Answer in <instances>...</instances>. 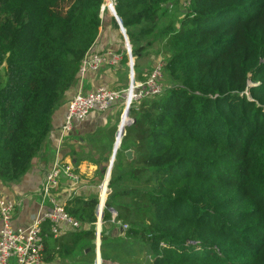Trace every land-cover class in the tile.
<instances>
[{"label": "trees", "instance_id": "obj_1", "mask_svg": "<svg viewBox=\"0 0 264 264\" xmlns=\"http://www.w3.org/2000/svg\"><path fill=\"white\" fill-rule=\"evenodd\" d=\"M174 1L180 16L163 24L173 0H114L134 58L158 45L171 84L130 108L122 139L135 158L118 151L102 216L127 227L115 237L102 228V264H143L141 253L147 264H264V0ZM105 5L0 0V183L23 177L45 146ZM99 203L64 205L89 229L57 239L44 223L47 252L54 238L60 256L90 249L95 264Z\"/></svg>", "mask_w": 264, "mask_h": 264}, {"label": "crops", "instance_id": "obj_2", "mask_svg": "<svg viewBox=\"0 0 264 264\" xmlns=\"http://www.w3.org/2000/svg\"><path fill=\"white\" fill-rule=\"evenodd\" d=\"M157 46L154 45V47ZM126 48V41L120 26L119 28L116 27L111 13L107 14L104 17V24L99 38L91 49L92 52L112 51L125 54ZM151 51V49L146 50L139 58H134V69L135 65L137 66V70H134L137 80L144 81L149 76L148 72L151 73L155 63L159 59L163 61V53L161 51L157 50L156 53H151ZM129 78V64L121 62L119 66L106 65L98 71L88 69L83 76H80L76 85L67 91L53 114L52 128L45 146L34 157L28 172L18 181L7 184L0 183V195L16 203L13 219L15 227L27 228L32 224L33 218L37 214L53 209L50 200L42 198L41 190L44 178L53 166L55 159L61 160L64 164L73 165L81 181L74 184L71 179L63 176L60 185L53 190L50 197L55 198L57 203L62 206L75 197L84 199L98 197L100 202H104V206L106 205L112 192L109 182L112 169L117 162V154L110 171V177H108L109 180H106L123 118L125 90L128 88ZM100 86L121 91L122 98L115 101L106 111H92L85 120L76 121L73 129L63 134L62 126L66 120L70 100L79 91L88 93ZM123 148H125V152L121 154L122 159L126 158L128 161H132L126 156V151L131 148L129 142H124L121 139L118 151ZM105 187L106 189H104ZM110 210L116 217L117 211L113 208ZM98 223L97 221L96 225ZM100 225L102 228L108 229L107 233L112 235V237L117 235L124 236V225L116 226L113 221H102ZM83 228L89 229L90 225L82 223L81 228H76L73 224L63 221L60 223V235L55 238L58 239L66 233L82 230ZM1 230L2 222L0 221V235ZM53 240L56 239L50 240L48 252L46 248L47 255L51 254L53 258L44 259L41 264L89 263L87 253L90 249H81L69 257H63L56 253L58 247L55 246ZM98 255H100L101 259V244L98 250L96 239L95 264L98 262Z\"/></svg>", "mask_w": 264, "mask_h": 264}, {"label": "built area", "instance_id": "obj_3", "mask_svg": "<svg viewBox=\"0 0 264 264\" xmlns=\"http://www.w3.org/2000/svg\"><path fill=\"white\" fill-rule=\"evenodd\" d=\"M105 6L112 11L111 8L114 6V0H106ZM126 54L129 58L128 64L131 71L128 46L126 48ZM123 56L124 53H114L112 51L92 52V50H90L82 62L80 75L83 76L88 69L98 71L106 65L119 66L123 60ZM163 71V61L157 64L156 68L144 81L137 80L135 78L134 69L131 71L130 83L125 90L124 112L118 135L123 125L131 123L130 119L132 117L129 115V112L132 106L143 99L157 97L163 93ZM121 98V91L113 90L106 86H100L96 90L88 93H84L83 91L77 92L69 102L66 120L62 126L63 134L72 130L76 121L85 120L92 111H106L115 101ZM129 125L131 124L127 126ZM119 141L117 137L116 145L120 144ZM63 176L71 179L74 184L81 181L73 165L64 164L61 160L55 159L53 166L49 169L44 178L41 190L42 198L44 200H50L53 209L37 214L33 218L32 224L27 228L14 226L13 219L16 211V203L0 195V221L2 222L0 235V264H41L44 260L46 251V235L43 230V225L46 222L50 223L51 233L54 237L60 235V223L63 221L73 224L76 228H81L80 222L69 216L64 206L58 204L55 198L50 197L53 190L60 185ZM104 189H106V187ZM103 209L104 202H100L98 205L99 223L97 225V234L101 231V235L102 227L100 223L102 222ZM113 217L115 218L114 214ZM126 227L127 226L124 225V228Z\"/></svg>", "mask_w": 264, "mask_h": 264}, {"label": "rangeland", "instance_id": "obj_4", "mask_svg": "<svg viewBox=\"0 0 264 264\" xmlns=\"http://www.w3.org/2000/svg\"><path fill=\"white\" fill-rule=\"evenodd\" d=\"M182 6L184 7L183 4H182ZM182 9H183V8L181 7V5H180L179 3H177V1H174V0H173V2L171 3V6H170L168 9L165 10V15H164V18H163V24L168 23L170 20H175V19L177 20V19L179 18V16H180V11H181ZM108 11H109V13H111L109 8H108ZM149 49L152 50L151 53H154V52L156 53L157 50H159V46H157V47L152 46V47L149 48ZM149 49H148V50H149ZM148 53H149V52H148ZM133 57H134V56H133ZM147 61H148V60H147ZM157 61H158V60H157ZM160 62H161V60L159 59V61L155 63V65H154L152 71L156 68L157 64L160 63ZM134 70H135V69H134ZM152 71H151V72H152ZM130 73H131V71H130ZM148 75H150L149 72H148ZM0 77L3 78V79H6V71H5V68L2 67V66L0 67ZM147 78H148V76H147ZM147 78H146V79H147ZM129 83H130V78H129ZM129 83H128V86H129ZM162 83H163L164 87H167L168 85L171 84V81H170L169 78L166 76L165 72H164V75L162 76ZM140 245H141V243L138 242V243L136 244V248H135V249L140 250ZM137 254H138V253H137ZM145 256H147L146 253H141V254H138V256H137L136 258H137V260L140 261L141 263H143V264H147V261H146V262L144 261V260H146V257H145Z\"/></svg>", "mask_w": 264, "mask_h": 264}, {"label": "water", "instance_id": "obj_5", "mask_svg": "<svg viewBox=\"0 0 264 264\" xmlns=\"http://www.w3.org/2000/svg\"><path fill=\"white\" fill-rule=\"evenodd\" d=\"M103 9H104V7H103ZM111 10H112V11H110V12H111V13L113 14V16L116 18V20H117V22H118V24H119V26H120L122 32L124 33V38H125V41H126V45L128 46L129 53H130V54H129V57H130V60H131V71H132V70L134 69V57H133V53H132V52H133V51H132V45H131V42H130L129 36H128L127 31H126L125 27L123 26V24H122V22H121V20H120V18H119V16H118V14H117V11H116V9H115V6H112ZM130 122H131V123H128V124H132V123H134V122H135V119H134V118H131V119H130ZM128 124L123 125V127L121 128V131H120V133H119V135H118V138H119V140H120L119 142H121V138H122V135H123V133H124V129H125V127H126ZM119 146H120V144L116 145V147H115V149H114V154H113V157H112V160H111L110 170H109V173H108L107 177H110V171H111V169H112V167H113V163H114V160H115V157H116L117 151H118V149H119ZM126 156L128 157L129 160H133V159H134V151H133L132 149H128V150L126 151ZM100 244H101V231H99L98 234H97V249H98V250H99ZM97 261H98V264H102V263H101V259H100V255H98Z\"/></svg>", "mask_w": 264, "mask_h": 264}, {"label": "bare ground", "instance_id": "obj_6", "mask_svg": "<svg viewBox=\"0 0 264 264\" xmlns=\"http://www.w3.org/2000/svg\"><path fill=\"white\" fill-rule=\"evenodd\" d=\"M109 179H108V177H107V180L106 181H108ZM106 186V185H105Z\"/></svg>", "mask_w": 264, "mask_h": 264}]
</instances>
